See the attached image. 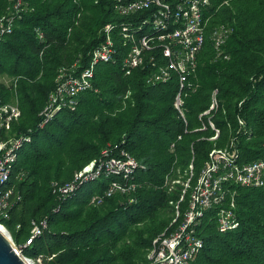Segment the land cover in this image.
<instances>
[{
  "label": "trees",
  "instance_id": "16d2710c",
  "mask_svg": "<svg viewBox=\"0 0 264 264\" xmlns=\"http://www.w3.org/2000/svg\"><path fill=\"white\" fill-rule=\"evenodd\" d=\"M210 1L208 29H232L223 45L227 56L217 57L207 39L196 83L186 91L185 119L175 106L177 77L149 82L148 67L127 74L117 55L96 65L92 87L75 106L42 127L40 112L60 71L89 66L105 24L125 18L113 0H23L11 32L0 34V105L17 101L22 116L0 130V141L31 136L11 176L22 200L5 221L24 255L43 264H150L154 240L175 227L190 164L197 177L212 149L232 142L242 162L264 158V0ZM12 7L0 0V19ZM216 89L218 108L201 118ZM209 117L220 130L215 140L212 127L201 129ZM116 143L142 166L133 193L104 196L112 178L71 195L55 192ZM232 188L239 227L221 231L216 209L206 211L198 228L204 247L192 264H264V185ZM94 195L103 202L92 201ZM33 220L47 226L25 246Z\"/></svg>",
  "mask_w": 264,
  "mask_h": 264
},
{
  "label": "built area",
  "instance_id": "2783aa9c",
  "mask_svg": "<svg viewBox=\"0 0 264 264\" xmlns=\"http://www.w3.org/2000/svg\"><path fill=\"white\" fill-rule=\"evenodd\" d=\"M12 10L0 19V34L11 32L14 20L22 9L23 0H11ZM115 10L125 18L120 24L108 22L103 28L104 41L93 49L89 66L76 70V66L60 71L57 87L51 92L48 102L40 112L41 124L50 123L65 107L78 103L79 94L92 87L97 64L114 61L123 55V66L127 74L138 67H148L149 82H168L177 77L178 92L175 106L185 119V95L187 88L196 83L199 55L207 39H211L216 56L224 55L223 45L232 29L226 26L208 29L206 14L210 0H113ZM151 31L147 33V29ZM218 90H214L208 110L200 114L209 115L218 108ZM22 116L18 105H0V130L9 131L13 123ZM240 124L245 121L240 118ZM212 127L216 132L210 139L220 135L211 117L203 121L201 129ZM31 136H11L0 141V226L7 229L10 241L18 254L26 261L22 247L16 242L5 221L9 220L14 207L22 200L21 192L11 185L14 164L19 150ZM142 166L137 159L119 143L106 146L99 158L92 160L75 173L74 178L64 185H56L55 192L71 195L83 184L102 178H112L104 196L117 192L131 193L136 189L132 181ZM190 176L184 182L180 199L176 202L175 227L154 240L149 255L150 264H192L204 247V238L199 234L200 219L213 208L221 231L238 228L240 221L236 213L234 185L263 186L264 158L242 162L234 142L229 146L214 148L201 172L196 177L194 165L190 164ZM189 195L188 199L187 196ZM102 195H94L92 201L102 203ZM134 201V199H132ZM184 203L186 204L184 206ZM46 222L32 221L31 236L25 246L41 235Z\"/></svg>",
  "mask_w": 264,
  "mask_h": 264
},
{
  "label": "water",
  "instance_id": "95a60500",
  "mask_svg": "<svg viewBox=\"0 0 264 264\" xmlns=\"http://www.w3.org/2000/svg\"><path fill=\"white\" fill-rule=\"evenodd\" d=\"M30 260L34 261L32 258ZM35 264H37L34 261ZM0 264H29L14 248L9 238V233L4 234L0 230Z\"/></svg>",
  "mask_w": 264,
  "mask_h": 264
},
{
  "label": "rangeland",
  "instance_id": "374dc122",
  "mask_svg": "<svg viewBox=\"0 0 264 264\" xmlns=\"http://www.w3.org/2000/svg\"><path fill=\"white\" fill-rule=\"evenodd\" d=\"M151 31V28H148L147 29V33H149ZM6 104H10V105H18V102L17 101H13V102H9V103H6ZM22 111V110H21ZM134 192V191H133ZM133 192H131V193H133ZM120 193H123V192H120ZM131 193H124V194H131ZM132 200V199H131ZM134 200H136V199H134ZM96 203V202H95ZM97 204H100V203H97ZM8 228V227H7ZM9 231H10V229H8ZM10 233L12 234V232L10 231ZM17 245V244H16ZM17 247H19V249H20V246L19 245H17ZM23 253V252H22ZM37 264H43V261L42 260H40V259H38V260H34Z\"/></svg>",
  "mask_w": 264,
  "mask_h": 264
},
{
  "label": "bare ground",
  "instance_id": "6f19581e",
  "mask_svg": "<svg viewBox=\"0 0 264 264\" xmlns=\"http://www.w3.org/2000/svg\"><path fill=\"white\" fill-rule=\"evenodd\" d=\"M0 230L4 233V234H7L8 231L5 227L3 226H0ZM29 264H35L34 261H28Z\"/></svg>",
  "mask_w": 264,
  "mask_h": 264
}]
</instances>
